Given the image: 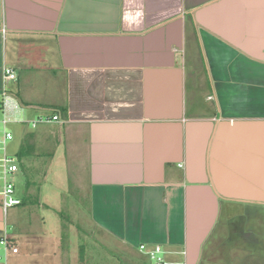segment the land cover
<instances>
[{
  "label": "crops",
  "instance_id": "1",
  "mask_svg": "<svg viewBox=\"0 0 264 264\" xmlns=\"http://www.w3.org/2000/svg\"><path fill=\"white\" fill-rule=\"evenodd\" d=\"M3 88L23 119L60 120L14 124L18 160L73 161L81 196L33 199L20 164L10 222L0 201L18 253L0 264H151L141 245L168 264H264V0H0Z\"/></svg>",
  "mask_w": 264,
  "mask_h": 264
},
{
  "label": "built area",
  "instance_id": "2",
  "mask_svg": "<svg viewBox=\"0 0 264 264\" xmlns=\"http://www.w3.org/2000/svg\"><path fill=\"white\" fill-rule=\"evenodd\" d=\"M4 82H14L17 74L12 69L6 68L3 74ZM24 109L19 102L3 88L0 99V201L2 209L6 214L8 210L22 205V199L16 195V178L20 172V163L17 154H12L9 150L10 142L14 141V133L9 126L14 124H27L31 128H36L40 123L59 122L57 116H39L32 121L21 117ZM151 264H168L164 258V251L161 246L147 248L145 245L139 247ZM10 253H18L7 235L0 239V261L7 258Z\"/></svg>",
  "mask_w": 264,
  "mask_h": 264
},
{
  "label": "rangeland",
  "instance_id": "3",
  "mask_svg": "<svg viewBox=\"0 0 264 264\" xmlns=\"http://www.w3.org/2000/svg\"><path fill=\"white\" fill-rule=\"evenodd\" d=\"M45 116V115H43ZM39 117V116H38ZM2 118V114L0 113V120ZM54 125L53 123H40L38 124L36 129H32L31 126H29L30 129L35 130V131H43L45 129H50ZM9 129L15 133L16 139L14 141L10 142L9 144V150L11 151L12 154L16 153L18 148H19V139H18V131H19V126L18 125H11L9 126ZM60 132L63 133V127L59 130ZM60 136V134L58 135ZM63 138V135H61ZM40 148V146L38 147ZM41 151H38L40 153ZM44 152V151H43ZM48 156L46 155H41L40 157H37L35 160H31L28 158H24L22 161H19L21 166L31 164L34 166L36 170V178H35V183L36 186L33 188V199L37 200H47L49 202L57 203V204H65L61 206H69L71 205L70 201L77 200L80 198L81 194H79V190L77 189L76 185L74 184L73 180L75 179L72 175L75 174L78 169L76 163L73 161H62V160H54L51 161V159L47 158ZM49 171L50 175H48V178L46 180V184L42 185V190L40 191L39 188L41 186L40 181H41V175L43 172ZM56 172H59V174L63 173V175L56 176ZM67 172L72 175H64ZM24 175L22 173L17 175L16 178V188L18 190V195L21 196L22 191H24ZM50 182V184H48ZM19 208H12L8 210L7 212V219L10 222L13 218L14 211L17 212ZM61 212V216L64 217V219L69 220L73 222L75 220L76 214L79 211V216L82 217H87L88 216V211L86 209L83 210H73L71 208H61L57 210ZM77 227V226H76ZM76 239H78L76 237ZM73 241V240H72ZM74 242V241H73ZM77 242V241H76ZM78 243V242H77ZM80 243V242H79Z\"/></svg>",
  "mask_w": 264,
  "mask_h": 264
}]
</instances>
